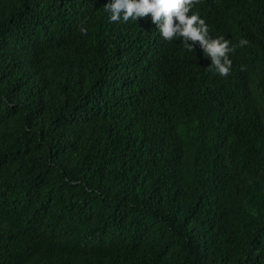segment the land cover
Here are the masks:
<instances>
[{"label": "trees", "instance_id": "1", "mask_svg": "<svg viewBox=\"0 0 264 264\" xmlns=\"http://www.w3.org/2000/svg\"><path fill=\"white\" fill-rule=\"evenodd\" d=\"M105 3L0 0V264H264V0L227 75Z\"/></svg>", "mask_w": 264, "mask_h": 264}, {"label": "clouds", "instance_id": "2", "mask_svg": "<svg viewBox=\"0 0 264 264\" xmlns=\"http://www.w3.org/2000/svg\"><path fill=\"white\" fill-rule=\"evenodd\" d=\"M195 0H107L104 4L113 21L138 19L151 14L152 21L157 25L161 35L171 40L179 37L188 49L199 46L211 59V65L220 75H227L231 70L232 59L228 55L235 46L223 35L216 36L205 19L197 11H192ZM241 45L247 40L241 38Z\"/></svg>", "mask_w": 264, "mask_h": 264}]
</instances>
